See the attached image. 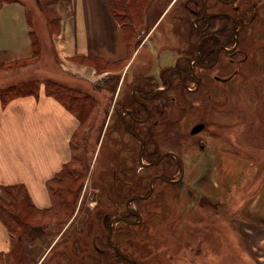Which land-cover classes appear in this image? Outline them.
<instances>
[{
  "label": "rangeland",
  "instance_id": "obj_1",
  "mask_svg": "<svg viewBox=\"0 0 264 264\" xmlns=\"http://www.w3.org/2000/svg\"><path fill=\"white\" fill-rule=\"evenodd\" d=\"M246 1L253 3L258 10L249 26L252 35L246 36V32L241 34L242 45L249 55L248 61L237 68L238 75L229 83L219 84L208 79L206 87L210 90L207 94L210 99H203L204 89L190 97L196 104L185 113L180 124L184 134L182 139L176 140V148L172 149L167 144L158 148V154L169 148L178 153L184 169L182 182L173 188L158 184V201L134 204L137 208L138 204H152L151 210L146 213L145 223L138 227L140 238L149 235L152 239L155 229L152 230L151 224L166 226L171 223L170 219L180 216L181 220L177 219L175 225L171 226L170 234H159L161 240L167 241L169 235L176 236V252L180 251L179 255L183 257L182 260L179 257L175 264H264V218L253 216L264 209V0ZM13 2L21 6L31 23L34 33L32 42L37 44V54L31 62L16 64V68L8 73H0V83L5 85L2 83L0 86L6 88L34 81L32 85L37 90L43 88L42 82L51 80L90 96L95 103V115L86 135L84 151L90 167L105 161V153L101 151L104 143L100 150L97 148L114 98L119 105L126 94L129 96L136 77L149 75L147 66H143V62L138 63L137 59L152 57L149 72L156 76L160 70L163 71L162 68L174 63L176 53H186L184 41H190L195 35L189 27V19L180 18L181 13L177 10L183 6L184 0H146V12L138 26L141 30L140 42L137 46L131 42L127 49L128 61L138 53L136 60L125 70L128 61L102 65L93 59H85L83 62L95 73L89 71L81 80L74 81L58 69L52 38L59 32L56 34L57 29L55 33L49 32L37 1ZM58 4L63 10L55 6L52 8L56 16L61 15L62 23L72 13L71 4L70 0H59ZM160 15H163L161 20L154 26ZM95 65L102 71L97 73ZM120 80H123L121 85ZM114 86H117L116 89L110 92L109 88ZM214 105L216 109L212 108ZM199 122L207 124L208 128L198 135H189L188 130ZM199 145L204 146L202 150ZM88 183L89 179L85 184ZM88 185H84L80 192L76 211L67 223L48 228L44 237L33 242L29 236L21 237L20 253L24 264L94 263L96 254L87 247V225L90 224L87 215L92 204L88 198L91 194ZM255 190L261 196L254 206L253 197L250 196ZM27 194L31 204L38 208L28 190ZM185 219H190L191 226L188 228L180 225ZM4 229L9 242V233L5 226ZM128 231L130 235L133 234L131 230ZM79 233L82 238L78 236ZM76 240L80 245L78 249L75 247ZM199 240L202 249L199 250L197 246L196 250L189 251V247L196 248ZM182 243L185 250H180ZM135 247L138 254H142L139 247ZM7 252H0V256ZM142 264L172 263L164 256L150 258Z\"/></svg>",
  "mask_w": 264,
  "mask_h": 264
},
{
  "label": "flooded vegetation",
  "instance_id": "obj_2",
  "mask_svg": "<svg viewBox=\"0 0 264 264\" xmlns=\"http://www.w3.org/2000/svg\"><path fill=\"white\" fill-rule=\"evenodd\" d=\"M177 10L181 13L180 18L189 19V27L195 32L190 41H184L186 53H176V56L173 53L174 63L162 68L164 72L160 70L156 76L149 72L150 54V59H137L138 63L147 66L149 75L137 76L129 96L126 94L119 105L114 98L97 148L100 150L104 143L101 151L105 153V161L92 164L89 170V185L85 186H89L91 194L88 198L92 204L87 226L95 233H91L87 247L103 255L104 264H138L127 247L129 238L126 236L128 230L140 231L138 227L144 224L152 204H138L139 208L134 204L159 200L158 184L173 188L182 182L183 165L178 153L172 149L176 148V140L183 138L180 124L185 113L196 104L190 97L204 89L203 99L207 101L210 99L207 80L219 84L231 82L239 73L237 68L249 58L241 34L252 35L249 26L258 12L253 3L246 0H184ZM137 56L138 53L132 56L127 69ZM157 90L160 93L152 96ZM212 108L216 109L215 105ZM197 125H203L202 130L191 134ZM207 128V124L199 122L188 132L198 135ZM162 144L173 148L158 154ZM203 147L199 145L201 150ZM163 154L169 155L155 162ZM180 168L182 177L176 184L159 178L175 181L180 177ZM155 177L158 178L153 180ZM148 194L145 199L130 201ZM115 218L122 220L111 225ZM200 245L199 242V250L202 249Z\"/></svg>",
  "mask_w": 264,
  "mask_h": 264
},
{
  "label": "crops",
  "instance_id": "obj_3",
  "mask_svg": "<svg viewBox=\"0 0 264 264\" xmlns=\"http://www.w3.org/2000/svg\"><path fill=\"white\" fill-rule=\"evenodd\" d=\"M70 4L71 15L52 38L59 71L75 81L94 72L83 62L85 59L95 57L111 64L123 61L127 49L106 1L70 0ZM29 31L19 4L13 0L0 4V73H8L17 62L31 58ZM77 125L75 116L46 96L42 87L6 105L0 103V186L24 185L34 204L47 208L46 182L70 159L69 141ZM259 196L256 190L250 196L254 206ZM253 216L264 218V209ZM6 234L0 223L1 253L9 248Z\"/></svg>",
  "mask_w": 264,
  "mask_h": 264
},
{
  "label": "trees",
  "instance_id": "obj_4",
  "mask_svg": "<svg viewBox=\"0 0 264 264\" xmlns=\"http://www.w3.org/2000/svg\"><path fill=\"white\" fill-rule=\"evenodd\" d=\"M7 1L8 0H0V4ZM36 1L39 4L42 12L44 13L49 32L51 34L55 33V30L57 29V34L60 31L59 28L61 26V15L56 16V13L54 12L52 6H55V8L58 7L59 9L63 10L58 4L59 0ZM105 1L113 19L118 24L122 32L126 49L131 46V42L133 43V45L137 46L140 42L141 34V30L138 28V26H140V19L143 16V13L146 12V8L148 5L146 3V0ZM26 19L28 27L30 29L29 36L33 53L31 58L24 61H19L16 64H27L28 62H31L37 54V44L35 42H32L34 39V33L31 29V23L29 22L28 18ZM89 59H93L95 63L101 62L102 65H106V62L100 61L95 57H91ZM128 60L129 58H127L126 56L124 61ZM94 69L97 73L99 71H102L100 68H96V65L94 66ZM33 82L31 81L19 85H12L6 88H1V105H6L13 98L34 94L36 90L32 85ZM118 82L119 80L116 82V85ZM42 86L44 94L46 96L55 99L67 111L71 112L77 119L78 125L69 141L71 155L70 159L62 165L60 170L46 182V189L51 201L50 206L47 208L39 209L31 204L27 194V189L24 185L18 184L12 186H0V221L4 224L9 233V250L3 256H0V264H14L15 262H17V264H24L23 257L20 253L22 236H29L31 242H33L39 237H44V234H46L45 230H47L48 228H51L52 226L60 227L67 223L74 215L80 192L82 191L85 182L89 179L90 164L84 157V151L86 135L90 131L89 126L93 121L95 115L94 100L90 96L82 93L79 90L68 88L51 80L42 82ZM116 87L117 86H114V88L112 89L109 88L110 92L114 91ZM177 219L181 220L180 216H178V218L176 217L174 219H170L171 223L167 224L166 226H164V224H151V226L153 227L152 230L155 229V234L153 235L152 239L149 238V235L145 236V238H140L138 236L139 231H136V229L131 230V232L133 233L132 235H130V232L128 231L126 237L129 238L128 246L131 248L129 250L131 251L132 258L136 259L138 264H142L143 261H147L148 259L150 260V258L153 257L163 258L165 256L166 259L168 258V260L172 264L178 263L179 257L182 260L183 256L179 255L180 251L178 253L176 252L177 250L175 245L176 243H178V240H176V236L169 235V241L164 239L161 240V238L159 237V234L161 232L170 234L171 226L175 225L174 223ZM180 225L183 228H188L190 225V219L182 220ZM162 226H164V228ZM147 228L149 229L150 227L148 226ZM156 229L160 232L156 233ZM87 230L88 236L90 238L91 233H95V230L91 231L92 229L90 230L89 228ZM191 232L192 230L189 231V233ZM181 234L183 235L182 232ZM172 235H175L174 232L172 233ZM78 236L81 237L80 233L78 234ZM199 242L201 243L200 240L197 241L196 248L189 247L188 250H196ZM139 243L141 244V246L139 245ZM132 245L134 249H132ZM78 246L80 245L76 240L75 247H77L78 249ZM135 246L139 247V250L142 251V254H138V248H136ZM182 248L183 250H185L183 243L180 246V250ZM84 251H82L81 254H83ZM149 251L150 253H148ZM144 253H146V256ZM95 254L96 257H94V264H104L102 257L103 255H99L98 253ZM81 256L83 257V255ZM97 256L100 259H97ZM174 257H176L177 260Z\"/></svg>",
  "mask_w": 264,
  "mask_h": 264
},
{
  "label": "water",
  "instance_id": "obj_5",
  "mask_svg": "<svg viewBox=\"0 0 264 264\" xmlns=\"http://www.w3.org/2000/svg\"><path fill=\"white\" fill-rule=\"evenodd\" d=\"M158 93H160V90H157L152 96H154V95H156V94H158ZM202 128H203V125H197V126L193 127L192 130H191V134H195V133L200 132V131L202 130ZM141 155H142V152H140V154H139V160H140V158H141ZM166 155H169V154H163V155H161V156H160L155 162L160 161V160H161L164 156H166ZM174 156H175V155H174ZM175 158L177 159L176 156H175ZM180 171H181L180 177H179V179H177V180H175V181H167V180H165V179L162 178V177H159V178H160L161 180L165 181V182H169V183L176 184V183L180 182L181 177H182V169H181V168H180ZM156 178H158V177L153 178V180L156 179ZM153 180H151V182H152ZM149 194H150V193H149ZM149 194L146 195V196H144V197H133L132 199H130V201L133 200V199H139V198H143V199H145V198H147V197L149 196ZM130 201H128L126 204L128 205V203H129ZM119 220H122V219H121V218H115V219H112L111 222H110V224L112 225L113 222H116V221H119ZM111 225H110V226H111ZM109 236H110V231H109V233H108V238H109ZM128 261H130V260L128 259Z\"/></svg>",
  "mask_w": 264,
  "mask_h": 264
}]
</instances>
